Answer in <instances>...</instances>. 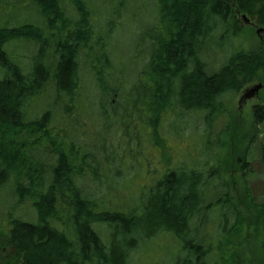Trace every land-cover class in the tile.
<instances>
[{
  "label": "trees",
  "instance_id": "1",
  "mask_svg": "<svg viewBox=\"0 0 264 264\" xmlns=\"http://www.w3.org/2000/svg\"><path fill=\"white\" fill-rule=\"evenodd\" d=\"M31 1L43 28L0 26V253L15 264H135L161 237L176 247L160 264H249L233 253L243 231L264 264V201L246 181L252 150L264 158V90L249 121L232 106L264 83V49L233 45L245 33L239 14L264 30V0H138L152 21L137 33L132 76L109 45L121 17L103 21L89 0ZM18 43L36 47L28 64L10 51ZM82 54H92L95 90L80 80ZM131 144L158 163L152 185L128 196L118 180ZM160 156L174 166L162 171ZM25 204L31 221L17 215Z\"/></svg>",
  "mask_w": 264,
  "mask_h": 264
},
{
  "label": "rangeland",
  "instance_id": "2",
  "mask_svg": "<svg viewBox=\"0 0 264 264\" xmlns=\"http://www.w3.org/2000/svg\"><path fill=\"white\" fill-rule=\"evenodd\" d=\"M137 1L138 0H128V1L126 0H89V2L91 3L90 8L93 11L97 12L98 14L101 13L104 16L103 21L107 20L106 22H109V21L115 22L116 21L115 19H118L120 17L122 18V21H120V23L117 24L116 27H114V32L116 31V28H117V33H115V35H114V32L111 33V38L114 35V39L112 40V43L109 44L113 46V51H112L113 55H115L116 57L119 55L126 56L127 58V65H128L127 69L128 70L126 71L125 67H123V69H121L120 71L121 73L120 75H123V74L126 75V72L128 76L133 75L134 73L133 68L135 65L133 63L132 53H133V49L138 39L136 38L137 33L147 31L149 28L148 26L150 25V21H152V18H151L152 13L150 11V6H149L150 4L146 5L145 3L147 9L145 10V12L143 11L141 12L139 11L140 8H138L140 2H137ZM116 8H118L119 10L117 13L113 11V9L115 10ZM39 16L40 15L38 12V8L31 0H18L17 4L14 5V7L11 9L10 8L4 9L3 7H0V26L3 27V25L8 24L9 27L11 25L13 27L15 26L17 27V26L28 24V23L37 22L36 24L43 28V22L39 20L40 19ZM247 18L249 20L248 24L245 23L244 19L239 18L242 28H245V33L241 36V38L236 39L233 45L238 49L242 48L246 51H252V50L258 49V47H261L262 49H264V44H263L264 43V32L258 31V30H261L262 28L258 25H255L253 21L251 20V18L249 17ZM100 19H101V16H100ZM97 24L98 22L96 23V25ZM97 30H99V27H97ZM20 43H23V42H20ZM20 43L16 44V46H12L13 44H11L9 46L10 51L13 50L16 53V55H21V56L26 57L27 59L26 60L23 59V60L27 62L28 64L27 60H29L31 56L33 58L36 55V52L34 53V51L36 50V47L34 46L32 48L29 45L27 49L24 44H20ZM14 47H16V50L14 49ZM142 48L143 47L141 45L139 46L138 49H142ZM90 56L91 58H88L87 55H84V54L81 55V58L79 60L80 73L84 74L86 78L81 79L80 77V80L82 83L87 85V86L84 85L87 88H90V85L89 83H86V82H91V89L94 88L92 90H95V87H96L95 80L92 76V72L90 69V62H92V54H90ZM11 58L14 59V55H12ZM23 60H21L20 62H22ZM122 60L126 62L125 59H122ZM120 80H122V78ZM254 84H264V83L254 82L252 85ZM94 92L95 91H92L91 94H93ZM261 94L263 93L258 94V97L256 99L248 101L245 105L242 104L240 107L238 105L240 94L235 97V100H233L232 106L234 110L236 111V113L242 118L244 122L249 121L251 117L252 108L258 104H261V100L263 98ZM85 110L87 111L86 108ZM224 122H225V118H223L219 123H216V125L213 127V130L211 132L210 139L215 143V145L217 144L216 143L217 140H219L217 138L218 134H220V132H222L223 130L222 123ZM81 123L83 124V122ZM86 123L84 122L83 125L84 126L88 125V121ZM89 127L90 128H88V132L92 133L94 131V129L92 128V125L90 124ZM164 127L166 128V125H164ZM188 128L190 129V127ZM263 130H264V127H263ZM200 132H202V130H200ZM124 134L125 132L123 133L120 132L121 136H123ZM128 134L130 135L132 134V132ZM187 134H190V131H187ZM185 136L187 137V135ZM144 140H145V137L141 139L140 142L144 143ZM139 146H135L134 144H131V146L125 147L127 149L124 151V153H126V160L129 161V163L127 167L120 166L122 168L120 169L122 175L118 181L119 182H123L124 180L128 181V183L122 186V188L120 187L123 192L125 191L129 193L128 196L131 193L140 190L141 188L140 184L145 182L147 186H150L155 180L154 178L151 177V174L154 173L155 171L154 167H156L155 164L158 162H156L155 158L154 159L152 158V156L149 154V151L144 149L145 147L141 146L140 144ZM175 149L179 151V146L175 145ZM218 153H221V150H218L217 154ZM261 156L263 155L261 151L258 150V148H254L252 150L250 157H249V160L251 162V165L249 168V177L248 179H246L249 189L251 190L254 197L257 199V202L259 203L264 201V158L262 159ZM160 158L162 162V165H161L162 171L166 172L168 169H171L174 166V161H175L174 157L171 158L172 162L169 166L168 165L166 166L165 160L167 159H164L165 157L162 158V156H160ZM117 166H118V163L115 162L113 164V167L117 168ZM144 167H146V171L143 174L142 181H139V182L136 181L135 184L132 183V181L129 178L137 177L138 174L140 173L139 169L144 168ZM225 179L231 180L229 174L225 175ZM120 188L117 187V190L120 191L121 190ZM143 193L147 194L148 190L143 191ZM126 196H127L126 194L124 195L122 194L121 196L122 198L121 197L120 198L125 199ZM128 200L130 199L128 198ZM146 201H147V198H146ZM130 203L131 202L128 203L129 206H130ZM17 215L20 218L31 221L33 219L34 212L30 208L29 204L28 205L25 204L22 208L18 209ZM102 236L104 238L105 234H102ZM247 240L248 239L243 238V231H242L240 238L234 239L236 249L234 248L235 250L233 251V253H236L237 255L241 257L240 258L241 262L248 261L249 259V262H248L249 264H256V261L254 260L255 253H253L254 255V258H253L252 252H251L255 250V246L253 244L251 245V247L246 246L245 244ZM1 243H3V236H0V245ZM173 244L175 243H171L169 239L165 240L164 238H161V237L157 239L154 238L153 241L150 243V246H152V248L154 249H150L149 251H147V249H143L145 250V254L147 253L146 257L140 258L135 264H144V262L141 260H147L145 261V264H154V263L159 262L160 260L167 261L169 259V256L167 255V253H169L168 250L170 248L171 249L174 248V246L176 247V245L173 246ZM142 248L144 247L142 246ZM1 250L2 249H0V251ZM160 263L161 261L158 264ZM0 264H15V260L13 256L11 255L10 251L7 252L5 250L2 253H0Z\"/></svg>",
  "mask_w": 264,
  "mask_h": 264
},
{
  "label": "water",
  "instance_id": "3",
  "mask_svg": "<svg viewBox=\"0 0 264 264\" xmlns=\"http://www.w3.org/2000/svg\"><path fill=\"white\" fill-rule=\"evenodd\" d=\"M238 18H242L244 19L245 23L248 24L249 20L245 15H238ZM259 32H263L264 30H258ZM261 90H264V84H254L251 86H248L246 88H244L241 92H240V96H239V101H238V105L239 107L243 104L245 105L248 101L254 100L258 97V94Z\"/></svg>",
  "mask_w": 264,
  "mask_h": 264
}]
</instances>
